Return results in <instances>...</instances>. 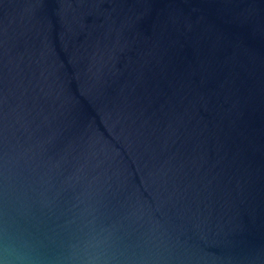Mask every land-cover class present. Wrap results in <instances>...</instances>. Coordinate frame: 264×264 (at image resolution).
<instances>
[{"label":"water","instance_id":"obj_1","mask_svg":"<svg viewBox=\"0 0 264 264\" xmlns=\"http://www.w3.org/2000/svg\"><path fill=\"white\" fill-rule=\"evenodd\" d=\"M264 264V0H0V250Z\"/></svg>","mask_w":264,"mask_h":264},{"label":"clouds","instance_id":"obj_2","mask_svg":"<svg viewBox=\"0 0 264 264\" xmlns=\"http://www.w3.org/2000/svg\"><path fill=\"white\" fill-rule=\"evenodd\" d=\"M0 264H38L31 243L22 239L0 250ZM55 264H115L112 237L106 229H89L70 240Z\"/></svg>","mask_w":264,"mask_h":264}]
</instances>
